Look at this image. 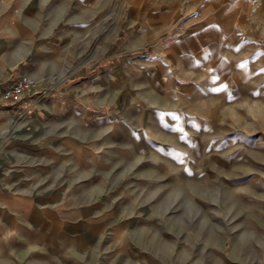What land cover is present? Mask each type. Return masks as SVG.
I'll use <instances>...</instances> for the list:
<instances>
[{"label":"rangeland","instance_id":"rangeland-1","mask_svg":"<svg viewBox=\"0 0 264 264\" xmlns=\"http://www.w3.org/2000/svg\"><path fill=\"white\" fill-rule=\"evenodd\" d=\"M169 1L52 45L0 20V264H264V0ZM31 69L57 113L3 99Z\"/></svg>","mask_w":264,"mask_h":264},{"label":"crops","instance_id":"crops-1","mask_svg":"<svg viewBox=\"0 0 264 264\" xmlns=\"http://www.w3.org/2000/svg\"><path fill=\"white\" fill-rule=\"evenodd\" d=\"M37 1V4H31V0H19V14H15L13 17L12 13L7 11V13L1 16L0 20L3 21L6 26H13L14 24H17L15 21H20L19 23L25 26L52 28L47 30V37L44 39V41H50L51 45L58 43V41L60 42L66 37L70 38L73 42H78L83 39L87 40L97 34L106 36L109 32V28L112 27L119 28V31L122 34L124 31H132L138 27L147 28L155 24L164 25V21L167 19L165 17H161L160 21L157 23L154 22L157 14L162 13L163 11L170 14L171 10L174 9L171 5L172 2H168V0L167 8L164 5H159L158 7L159 0ZM6 5L12 7V3H6ZM13 10L16 11V8H11L10 12ZM29 10L34 12V16L28 14ZM167 17L169 18V16ZM168 23L169 22L167 21V24ZM53 28H61L56 36H53ZM140 35L141 34L137 35V39L141 37ZM26 74L40 78L39 71L34 69L29 70ZM41 80V82L45 81L44 79ZM15 83L16 81L13 82V84ZM116 85L117 83L115 82V86ZM39 87H41V83L39 84ZM38 88L19 101H5L10 105L16 106L17 108L15 111H20L24 110L22 108L26 102H33L36 99H40V104L42 102L49 110L50 108H53V111L51 112L54 113L61 110L59 106L61 101L69 103V92H61L50 88V91L48 90L42 95L41 93L36 95L39 92ZM74 107L78 106L74 105ZM51 116L54 117L53 115Z\"/></svg>","mask_w":264,"mask_h":264},{"label":"built area","instance_id":"built-area-1","mask_svg":"<svg viewBox=\"0 0 264 264\" xmlns=\"http://www.w3.org/2000/svg\"><path fill=\"white\" fill-rule=\"evenodd\" d=\"M39 87V82L29 74H23L15 84L2 93L4 100L19 101Z\"/></svg>","mask_w":264,"mask_h":264},{"label":"bare ground","instance_id":"bare-ground-1","mask_svg":"<svg viewBox=\"0 0 264 264\" xmlns=\"http://www.w3.org/2000/svg\"><path fill=\"white\" fill-rule=\"evenodd\" d=\"M166 7V6H165ZM167 8V7H166ZM153 10V9H152ZM157 21V20H156ZM32 70V69H31ZM33 78H35L36 80L38 79L37 77H33ZM38 81V80H37ZM114 85H115V82H114ZM164 92V91H163ZM39 104H40V99H36L35 101H33V102H31V101H28V102H26L25 104H24V106H23V108L22 109H24V110H28V111H35V109L37 108V107H39ZM50 111H53V108H50ZM124 111V110H123ZM111 132H113V131H111ZM114 132L115 133H117L118 132V129H117V127L114 129ZM113 135V134H112ZM17 208H20L19 206H16ZM19 210V209H18ZM53 213V212H52ZM54 214V213H53ZM55 215V214H54ZM53 216V215H52ZM52 216H50V217H52ZM57 217V216H56ZM57 219V218H56ZM9 221V220H8ZM56 221V220H55ZM30 222V221H29ZM31 223V222H30ZM58 223V222H57ZM37 228H40V227H37ZM63 228V227H62ZM125 228H126V226H124L122 229H120L119 231H118V233L116 234V236H115V239L116 240H120L121 239V237H122V235H123V233H124V230H125ZM85 229V228H84ZM93 231V230H92ZM92 231H90V232H92ZM62 232V231H61ZM64 232V231H63ZM87 233H89V232H87ZM95 233V232H94ZM94 233H92V234H94ZM98 233V232H97ZM100 234V233H99ZM60 235V234H59ZM11 237H10V239L8 240V242H11V241H15V240H18L19 238H20V236H19V234H16V233H12L11 235H10ZM56 237V236H55ZM90 237V236H89ZM59 238H60V236H59ZM54 239V238H53ZM92 239V238H91ZM40 241V240H39ZM55 241V240H54ZM53 242V241H52ZM74 242V241H73ZM47 243V242H46ZM60 243V242H59ZM75 243V242H74ZM45 244V243H44ZM73 246V245H72ZM30 247V246H29ZM39 248V247H38ZM29 249V248H28ZM42 249V248H41ZM79 250L81 251V252H85L86 250H87V248H86V245L84 244V242H82L81 243V245H79ZM99 250V249H98ZM28 251H30V250H28ZM41 251V250H40ZM43 251V250H42ZM46 251V250H45ZM36 252V251H35ZM47 252V251H46ZM32 254V253H31ZM28 255V254H27ZM29 257V256H28ZM27 257V258H28ZM37 258V257H36ZM35 260V259H34ZM29 261V260H28ZM53 262V261H52ZM58 262V261H57ZM46 264V263H45Z\"/></svg>","mask_w":264,"mask_h":264},{"label":"snow or ice","instance_id":"snow-or-ice-1","mask_svg":"<svg viewBox=\"0 0 264 264\" xmlns=\"http://www.w3.org/2000/svg\"><path fill=\"white\" fill-rule=\"evenodd\" d=\"M241 67H243V65H241Z\"/></svg>","mask_w":264,"mask_h":264}]
</instances>
